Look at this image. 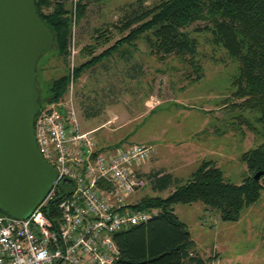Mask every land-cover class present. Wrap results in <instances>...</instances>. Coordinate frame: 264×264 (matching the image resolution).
<instances>
[{
	"label": "rangeland",
	"instance_id": "rangeland-1",
	"mask_svg": "<svg viewBox=\"0 0 264 264\" xmlns=\"http://www.w3.org/2000/svg\"><path fill=\"white\" fill-rule=\"evenodd\" d=\"M66 1L70 4L76 0ZM139 1L142 7H147L159 0H109L103 4L90 5L86 16L79 23H75L73 14L67 51L73 39L76 49L74 68L88 59L81 50L93 44L91 37L106 29L113 33L109 26L118 24L138 8ZM51 10L52 7L45 9L44 13L48 14ZM194 36L200 45V56L196 57L200 65L198 75L201 76L198 81H188L186 72H191V68L184 67L177 59L158 63L149 56L145 43L140 41L136 49L124 46V54L116 53L86 71L78 83L73 80V93L79 108L82 104L85 107L103 105L108 107L109 112L118 110L126 118L132 119L123 132L132 134L130 142H146L154 146L155 154L146 161L144 167L152 166L153 174L158 175L156 180L167 174L186 180L198 162L208 160L216 163L225 180L240 184L247 175L240 156L260 143L261 139L243 126L236 130L233 123L238 117L251 121L257 116L224 108V105L237 102L232 96L235 89L231 83L237 75L238 64L230 60L220 48L211 45L209 34ZM117 39V35H114L110 44L99 47L95 54ZM68 56L69 51L66 64L53 51L47 52L39 60L36 69L37 88L42 96L48 94V85L66 72L70 82ZM190 75L195 78L194 73ZM97 120L99 118L92 121L94 123ZM253 126L258 127L255 124ZM198 146L205 148V152H201L194 163L185 161L183 151ZM168 192H171V188ZM167 193L158 191L154 194L147 181L145 188L136 192L128 202L135 203L145 197L164 198ZM198 206H192L190 210L182 207L180 209L185 210L179 214L192 235L198 238L201 251L217 248L231 264H264V190L259 201L245 212L242 221L222 222L218 213L216 219L212 217L211 220H205ZM220 223L226 226L220 229L216 238Z\"/></svg>",
	"mask_w": 264,
	"mask_h": 264
},
{
	"label": "trees",
	"instance_id": "trees-1",
	"mask_svg": "<svg viewBox=\"0 0 264 264\" xmlns=\"http://www.w3.org/2000/svg\"><path fill=\"white\" fill-rule=\"evenodd\" d=\"M107 1L76 0L67 4L66 0H35L36 13L54 35V47L48 52H55L66 64L73 14L75 23H79L86 16L88 6ZM50 7L52 10L44 13ZM109 27L113 33L108 29L98 31L91 37L93 44L82 48L83 56L88 59L74 68L75 83L86 71L114 54H124V46L136 49L140 41L158 63L177 59L184 67L191 68V72H186L188 81H198L201 76L196 57L200 56V45L194 35L203 33L210 35L212 46L220 48L238 64L237 75L231 83L235 89L232 96L237 102L224 105V108L257 116L251 121L238 117L233 124L236 130L243 126L261 139L240 156L246 167V177L240 184L231 183L225 180L216 163L208 160L199 162L181 183L168 174L163 175L153 185L159 192L169 188L173 191L164 198L145 197L135 206L157 213L146 223L117 232L112 237L118 249V259L113 264H205L216 255L204 259L197 254L187 226L173 214V209L176 205L200 203L206 210L217 212L222 222L233 223L261 198L264 175L257 180L254 176L264 171V0H159L151 6H138L118 24ZM114 35L118 39L95 54L99 47L109 45ZM190 73H194L195 78ZM68 84L66 72L48 85L46 96L39 92V105L59 101ZM154 176L156 179L158 175ZM53 208L51 205L50 218ZM0 214L7 215L2 210Z\"/></svg>",
	"mask_w": 264,
	"mask_h": 264
},
{
	"label": "built area",
	"instance_id": "built-area-1",
	"mask_svg": "<svg viewBox=\"0 0 264 264\" xmlns=\"http://www.w3.org/2000/svg\"><path fill=\"white\" fill-rule=\"evenodd\" d=\"M68 51L66 95L40 106L33 123L37 148L56 178L29 218L0 214V264H113L118 259L113 235L156 214L126 202L147 184L139 168L153 147L138 143L98 148L93 132L82 131L74 106L73 39ZM62 181L74 187L68 196L59 188ZM205 264L229 263L212 256Z\"/></svg>",
	"mask_w": 264,
	"mask_h": 264
},
{
	"label": "water",
	"instance_id": "water-1",
	"mask_svg": "<svg viewBox=\"0 0 264 264\" xmlns=\"http://www.w3.org/2000/svg\"><path fill=\"white\" fill-rule=\"evenodd\" d=\"M54 44L35 0H0V210L14 219L29 218L56 178L41 157L33 130L40 108L36 69ZM59 188L66 196L74 191L63 181Z\"/></svg>",
	"mask_w": 264,
	"mask_h": 264
},
{
	"label": "crops",
	"instance_id": "crops-1",
	"mask_svg": "<svg viewBox=\"0 0 264 264\" xmlns=\"http://www.w3.org/2000/svg\"><path fill=\"white\" fill-rule=\"evenodd\" d=\"M76 97L74 96V106H75V110H76V114H77V118L79 121V124L81 126L82 131L84 132H93V137L94 140L96 142V146L98 148H106V147H115V146H128V145H132V144H138L141 142H130L132 141L131 137V133L130 134H126L123 132L124 128L130 123L132 122V119H128L126 118V116L119 112L118 110L109 112L108 107L107 106H103V105H98V106H87L85 107L83 104L80 106V108L77 105V99H75ZM82 112V114L80 115V113ZM99 118V120L95 121L93 123V119ZM148 139H151L148 138ZM144 144H150L151 143H146L144 142ZM153 146V145H152ZM154 148V146H153ZM200 146H198L197 148L193 147L192 150H185L183 151V154L185 155L184 159L185 161H191V163H194L193 161L197 159V157H199L201 152H205V148H201L200 150ZM155 150V148H154ZM155 152V151H154ZM151 155V157L154 156V153ZM150 157V158H151ZM149 158V159H150ZM148 159V160H149ZM147 160V161H148ZM199 163V162H198ZM146 165V162L139 168V171L141 173V175L143 177H145L148 181V186L150 187V189L152 190V192L158 193V187H155L153 185V182L156 180L154 177V169L152 168V166L149 167H144ZM145 168V169H144ZM194 171V170H193ZM170 175L173 179L176 180V182H180L181 181H185L183 178H179L178 177H174L171 174ZM191 175V174H190ZM170 189V188H169ZM173 188H171V192ZM168 190L163 191V193H167ZM171 192H168L166 196H168ZM135 194V193H134ZM130 195L127 199L126 202L130 205H136L137 203H139L142 199H140L139 201L135 202V203H130L128 202L129 199L133 198V195ZM198 204H193V205H176L173 209V214L182 222L187 226V231L190 235V239L193 241L194 245H195V251L197 252V254L201 257H203L204 259L210 258V256H212L213 254H215L217 257H219L221 260L223 261H227L229 264H231V262L227 259L224 258L220 252H218L217 248H212L211 250H207V252H203L201 251L198 247H200V244L198 242V238H195V236L192 235L191 229L189 228V226L186 224V222L181 218L180 216V211L181 210H185V209H180L182 207H188V210L192 209V206H198ZM199 211H201L204 215L202 216V218L205 220L209 219L211 220V218L213 217V219H216L215 216L217 215V212L215 211H211V210H206L205 207L201 204L200 206L197 207ZM250 207H248L247 209H245L240 217L242 221V218L245 214V212L249 209ZM219 217V216H218ZM240 223V222H239ZM229 224V223H228ZM226 226L224 223L223 224H219L217 229H216V233H215V237L217 238L220 232V229L222 227ZM264 239V237H263Z\"/></svg>",
	"mask_w": 264,
	"mask_h": 264
}]
</instances>
